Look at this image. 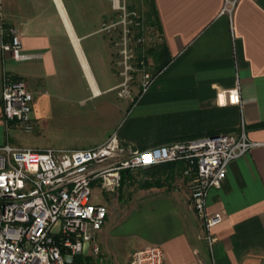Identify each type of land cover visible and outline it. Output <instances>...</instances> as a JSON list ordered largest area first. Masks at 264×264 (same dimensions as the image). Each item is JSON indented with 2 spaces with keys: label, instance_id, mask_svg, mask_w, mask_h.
Here are the masks:
<instances>
[{
  "label": "crops",
  "instance_id": "crops-1",
  "mask_svg": "<svg viewBox=\"0 0 264 264\" xmlns=\"http://www.w3.org/2000/svg\"><path fill=\"white\" fill-rule=\"evenodd\" d=\"M153 2L169 61L124 107L113 96L111 77L99 84L91 70L89 44L86 49L83 42L98 29L77 23L83 22L80 12H71L66 0H0V40L7 41V29H13L22 51L32 55L17 62L0 48V94L3 76L26 83L32 93L30 133L38 135L46 121L58 116L60 106L83 103L71 94L77 74L89 92L85 99L104 96L105 120L98 136L80 148L115 133L121 144L141 150L234 133L242 122L253 145L229 162L220 186L207 192L206 212H222L221 221L209 230L210 243L191 206L190 178L183 174L182 162L122 170L114 191L137 171L143 179L135 183L140 191L117 214L107 207L114 191L102 192L97 202L105 205L106 216L94 239L99 251L126 247L122 252L129 256L136 248L157 244L165 264H264V0ZM236 82L240 104L217 103L216 94ZM16 132L5 128L0 101V144L31 148L18 143Z\"/></svg>",
  "mask_w": 264,
  "mask_h": 264
},
{
  "label": "built area",
  "instance_id": "built-area-1",
  "mask_svg": "<svg viewBox=\"0 0 264 264\" xmlns=\"http://www.w3.org/2000/svg\"><path fill=\"white\" fill-rule=\"evenodd\" d=\"M1 50L17 62L32 55L21 49L19 37L8 28ZM152 81L143 74L140 92ZM234 86L216 94L219 104H240ZM1 118L5 128L24 133L34 129L32 93L21 79L3 76ZM240 122L234 133L182 138L141 150L119 142L115 133L100 144L80 149L14 147L0 144V264H71L77 255L99 250L95 235L106 216L104 204L93 201L98 194L113 192L122 170L167 162H182L189 180V200L202 219L205 238L222 219L221 211L207 213L205 198L218 188L230 161L251 146ZM97 195V194H96ZM128 264H165L157 244L131 251Z\"/></svg>",
  "mask_w": 264,
  "mask_h": 264
},
{
  "label": "rangeland",
  "instance_id": "rangeland-1",
  "mask_svg": "<svg viewBox=\"0 0 264 264\" xmlns=\"http://www.w3.org/2000/svg\"><path fill=\"white\" fill-rule=\"evenodd\" d=\"M66 5L74 14L80 12L83 22L75 18L77 23L86 28L92 26L93 31L98 29L97 33L92 32L83 42L84 45L89 44L87 57L91 70L99 84L100 80L105 82L111 77L112 83L116 84L113 96L123 101V106L127 107L140 92L143 74L150 76L153 71L154 63L147 51L161 42L156 26L143 23L144 17L136 7L132 11L127 10L128 6H136L135 0H66ZM138 30L141 34L135 36ZM137 47L144 57L141 61L136 60ZM85 48L87 49L86 45ZM72 93L76 99L83 98V103L77 102L75 108L71 109L60 106L58 116L46 121L38 135L16 129L18 143L33 149H41L43 146L80 148L90 143L94 136H98L105 125L101 108L104 96L85 99L89 92L77 74ZM138 180H143L138 171L127 174L120 189L107 199V207L113 208L116 214L129 207V203L140 191L135 184ZM96 192L93 191V201H100L103 195H96ZM123 250H98L96 254L85 255L88 257L85 264H128L129 253L123 254Z\"/></svg>",
  "mask_w": 264,
  "mask_h": 264
},
{
  "label": "trees",
  "instance_id": "trees-1",
  "mask_svg": "<svg viewBox=\"0 0 264 264\" xmlns=\"http://www.w3.org/2000/svg\"><path fill=\"white\" fill-rule=\"evenodd\" d=\"M136 6H128L127 10L132 11L134 7H136L139 10V13L144 17L143 23H145L147 26L154 25L156 26L159 37L161 39V30L154 6L153 0H135ZM141 7H144L143 9ZM138 21V20H137ZM138 28V27H137ZM141 31L138 30V33H136L135 36H139ZM136 60L141 61L144 59L142 56L140 49L137 47L136 51ZM147 55H149L154 63L153 71L151 73V78L154 77V75L162 69L169 61V55L167 53L166 46L164 42L161 39V42H159L155 47L148 48ZM135 98H133L132 101H134ZM170 163V162H167ZM87 256L77 255L74 257L71 264H85V260H87ZM84 261V262H83Z\"/></svg>",
  "mask_w": 264,
  "mask_h": 264
},
{
  "label": "bare ground",
  "instance_id": "bare-ground-1",
  "mask_svg": "<svg viewBox=\"0 0 264 264\" xmlns=\"http://www.w3.org/2000/svg\"><path fill=\"white\" fill-rule=\"evenodd\" d=\"M61 9V8H60ZM61 11H63V10H61ZM64 16V15H63Z\"/></svg>",
  "mask_w": 264,
  "mask_h": 264
}]
</instances>
